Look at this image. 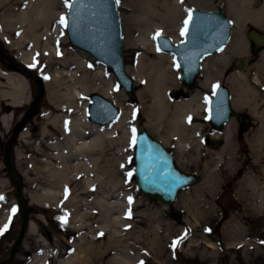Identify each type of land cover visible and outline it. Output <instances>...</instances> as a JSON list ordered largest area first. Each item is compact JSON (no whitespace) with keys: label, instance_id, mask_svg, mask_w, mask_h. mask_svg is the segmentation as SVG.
<instances>
[{"label":"bare ground","instance_id":"obj_1","mask_svg":"<svg viewBox=\"0 0 264 264\" xmlns=\"http://www.w3.org/2000/svg\"><path fill=\"white\" fill-rule=\"evenodd\" d=\"M60 1L40 0L37 8L28 4L29 14H33L31 19L26 16L19 22L4 20L0 29V37L6 42L14 39L9 43L10 53L18 60L16 69L21 72L0 74L1 114L6 112V104L13 107V114H17L30 103L33 84L26 77L27 72H32L36 86H45L49 91L43 112L19 134L12 174L21 180L24 195L33 204L45 209L54 208L60 220L67 221L77 235L71 244L75 250L72 256H67L64 250L52 249L42 239L38 244H43L44 253H38L27 264H102L108 256H113L115 248L121 245L114 240L111 230L114 226H119L115 228L117 231L121 226L126 229L130 220L122 217L127 207L124 208V203L118 200L108 181L120 171L122 161L119 165L118 160L124 159L129 152L127 129L133 113L146 119L145 127L157 133L164 146L176 140L178 151L184 156L187 141L201 131L199 123L207 120L208 94L218 84L230 89L235 111L246 109L255 121H259L258 129L244 141L252 156L251 170L242 174L236 199L242 210L264 214V166L261 175L254 174L264 159V50L254 67L231 72L227 79L225 72L214 71L215 65L209 60L212 56L206 57L203 61L205 74L199 88L185 94L179 88L175 55L158 50L153 37L158 31L165 36L175 33L171 28L181 19L180 14L188 13L186 0H130L137 7L135 15L127 20L125 43L134 63L127 65L126 70L140 87L138 108L133 109L124 88L119 89L115 83L104 79L106 66L98 63L94 67L84 55L81 57L67 48V29L60 21L62 17L67 21L69 7L65 5L59 12ZM231 1L228 10L234 25V37L224 51L216 54L217 60L226 64L237 57L249 62L248 58H243L249 53L243 34L248 25L264 29V0ZM201 2L190 1L193 5ZM179 42L177 36L173 43ZM92 93L103 95L121 109L116 121L101 126L89 120V95ZM11 121L9 115H4L1 120L3 129H9ZM236 130V123L231 119L222 131L213 132L211 136L212 141H223L220 150L215 152L223 181L232 178L230 173L241 160L242 154L235 145ZM1 173L0 169V176ZM206 184L211 185V181L208 179ZM8 189L9 186L0 181V209L1 203L8 206L11 200L5 197L10 193ZM199 196L203 201L206 198L205 192L200 191ZM204 203L207 204V200ZM209 209L196 212L203 213L208 219ZM9 212L5 214L7 218L12 213ZM194 212L191 213L196 214ZM3 228L0 227V231ZM225 228L238 234L249 233L240 222L226 223ZM28 232L36 236L33 223L28 225ZM106 236L110 240L104 246L99 241ZM236 244L246 246L251 242ZM236 244L231 242L229 245ZM205 245L208 250L218 251L217 244L208 239ZM125 256L120 259L110 257L107 264H133V258L139 255ZM138 261L141 259L135 263Z\"/></svg>","mask_w":264,"mask_h":264},{"label":"rangeland","instance_id":"obj_2","mask_svg":"<svg viewBox=\"0 0 264 264\" xmlns=\"http://www.w3.org/2000/svg\"><path fill=\"white\" fill-rule=\"evenodd\" d=\"M71 1L72 0H68V3H71ZM190 1L191 0H186L188 4V13L185 14L182 12L180 14L181 19L171 28L175 33L166 36L172 41L176 40L177 36L180 37V42L184 40L181 31L184 28L183 23L188 18L189 11L191 12L195 9L209 11L224 10L229 18L231 16L228 10V5L232 3L231 0H211L208 2L207 0H204V2L202 0V2L197 5L191 4ZM39 2L40 0H0V29L4 20L19 22L26 16L31 19L33 14H29L30 9L28 4H34L33 6L37 8L39 7ZM59 4L58 11L62 12L66 5L65 0H61ZM117 5L123 27L124 62L126 66L129 64L133 65L134 58L131 56V52L126 46L125 37L127 20L135 15V8L137 6L130 0H119ZM167 25L170 26L169 24ZM254 32L262 34L264 33V29L248 25L244 30L243 40L249 48V53L246 55L247 57H243L249 59L247 68L254 67L259 61L261 52L264 50L263 47L259 52L254 51V44L251 38ZM13 41L14 39H9L6 42L0 37L1 75L12 72L21 74L20 70L18 68L16 69L19 65L18 60L13 53H10L11 49L9 43ZM67 48L78 53L80 56L84 55L83 57L91 61L90 63L92 66H98L99 62H97L96 59L89 54L86 56L85 52L73 46L70 40ZM216 56L217 55L212 56L209 60L215 65L213 67L214 71L225 72V79L229 77V73L240 71L237 66V61L241 58L233 57L231 62L224 64L218 61V56ZM178 70L180 79L179 67ZM204 74L205 70L203 69L202 77ZM26 77L31 79L33 84V96L30 103L25 108H21L17 114H13V107L8 104L5 106L6 114H1L0 112V169L2 170L0 181L5 182L9 186L8 191H10V193L5 195L6 200L11 198V200L9 199L8 206H4V204L1 203L0 215L3 216L0 220V227L4 228L0 231V264H27L28 261L38 253H44L42 248L43 244H38V241L42 239L45 240L46 242L44 243H48L49 247L51 246L52 249L64 250L67 256H72L75 250L71 247V244L77 239V235L71 231L69 224H67L68 222H62L59 218V214L54 208L45 209L41 205L33 204L31 200L24 195L25 187L22 186L21 180L12 174L15 159L14 151L17 148L16 144L19 134L25 127L31 126L32 121H35L39 113L43 112V106L49 98V91L45 86L35 85L36 80L32 72H27ZM104 79L108 83H115L119 89L122 88L114 77L113 72L108 67L104 72ZM201 79L199 80V85ZM216 86L213 88L212 92L208 94L209 100L213 96ZM179 88L185 94L188 92L183 90L181 81ZM138 91H140V87L136 86L135 83V98L132 99L124 90L127 100L133 109L138 108ZM36 99L37 102L34 103ZM238 113L251 116L246 109ZM4 115H9L12 118L9 129H3L2 127L1 120ZM252 119L255 124L254 126L246 130H240L239 122L236 118H233L237 129L235 145L242 155L238 165L230 173L232 178L226 181H223L222 171L217 167L219 165H216L215 156V152H218L222 147L223 141L221 139L215 140L218 146L214 148L212 147L213 141L211 139L213 132H220L222 130H215L208 122V117L206 121L199 123L201 125V131L196 133L190 141H187L184 156L179 153L177 146L178 142L176 140L165 146L167 150L173 152L176 164L182 171L195 174L198 177L197 184L182 190L178 194L176 202L168 206L161 201L146 196L137 185L134 174L136 143L133 144L132 142V130L135 129L136 137L139 127L143 126L153 138L159 142L162 140L157 133L145 127L146 119L143 116L133 113L132 122L127 129L129 152L125 155L124 159L118 160L119 165L122 161L120 171H116L108 181V183H110L109 187L116 191L115 193L119 197L118 200L124 203V208L127 207V211L122 217H126L125 219L130 220L131 224L129 223L127 226H131V228L127 227L125 229V227L121 226L119 231H117L116 229H118L119 226H114L113 230H111V234L114 240H117L119 245H121L118 248L125 250L122 252L118 248H115L112 254L113 256H108L102 264H107L110 257L120 259L121 257H127L125 256L127 254L139 255L133 258V264H264V214L242 210V205L236 199V193L240 187L242 174L246 173L247 169L251 170L249 163L250 157L252 156L245 148L244 141L252 136L260 125L259 121H255L254 118ZM17 128L18 133L12 138V133ZM263 166L264 159L261 168L256 169L254 174L258 173L261 175ZM238 172H240V174ZM129 173H131V176L128 175ZM208 179L211 181V185L206 186V181ZM200 191L205 192L206 198L204 201L207 200V204L204 203L202 200L203 198L199 196ZM129 198H131V202ZM207 207L211 209L207 212L208 219H205L203 213L200 214L196 211H205ZM13 208L16 209L14 214L10 213V210ZM189 209L195 211L194 213L196 214L191 213L192 211ZM176 210L180 211L183 215V220L181 222H177L171 218V213ZM7 211H10V216L8 218L5 216ZM5 218H7L6 222ZM237 222L242 223L249 229V233L238 234L225 228L226 223L234 225V223ZM30 223H33L36 236H32L31 233L28 232V225ZM5 226H7L6 230H4ZM207 239L217 244L218 251L208 250L205 245ZM109 240V236H106L105 239L103 238L99 242H103V244H105L104 246H107ZM18 241L19 243L15 255L11 258V253ZM177 241H179V243H177ZM231 242H235V244L238 242H251V244L244 246L245 244L240 245V243L231 246L229 245ZM5 258H8V260L5 263L1 262V260ZM139 259H141V261L135 263Z\"/></svg>","mask_w":264,"mask_h":264},{"label":"water","instance_id":"obj_3","mask_svg":"<svg viewBox=\"0 0 264 264\" xmlns=\"http://www.w3.org/2000/svg\"><path fill=\"white\" fill-rule=\"evenodd\" d=\"M69 9L67 32L73 46L91 55L100 64L113 72L118 83L130 98H135V82L129 76L123 58V27L116 0H72ZM192 21L182 42L175 44L168 37L156 38L159 48L175 55L180 67V80L185 91L197 89L202 77L203 60L222 52L233 39L234 25L226 11L195 9L191 12ZM255 43L254 51L264 46V33L251 35ZM247 59L237 61V66L245 70ZM37 102V99L34 103ZM209 122L216 130H222L233 118L239 122L240 130L254 126L253 119L247 114H239L232 105L231 91L219 85L209 102ZM120 109L111 100L99 93L89 96L88 117L97 125L106 126L118 119ZM18 128L12 133L14 138ZM216 141L212 147H217ZM135 177L139 189L148 197L173 205L178 194L198 182V177L182 171L175 161L173 152L153 138L140 126L137 132L135 152ZM177 222L183 220L180 211L171 213ZM27 225V223H26ZM16 243L11 258L17 250ZM8 258L1 260L5 263Z\"/></svg>","mask_w":264,"mask_h":264},{"label":"snow or ice","instance_id":"obj_4","mask_svg":"<svg viewBox=\"0 0 264 264\" xmlns=\"http://www.w3.org/2000/svg\"><path fill=\"white\" fill-rule=\"evenodd\" d=\"M116 2L119 3V0H116ZM65 3H66V5H67L69 8H72V7H73V4L68 3V0H65ZM191 21H192V15H191V12L189 11L188 18L184 21V28H183L182 31H181V35H182V36H184V35L187 34V32H188V25L191 23ZM60 23L65 24V26H67L66 18L62 17ZM161 35H162V33L158 31V32L156 33V35L153 37V39H156L157 37H159V36H161ZM158 50H159V46H158ZM177 67H179V66L177 65ZM216 87H218V85H217ZM132 131H133V140H132V142H133V144H135V143H136L135 129H133ZM128 175L131 176V173H129ZM0 199H2V198H0ZM129 200H130V202H131V198H129ZM15 211H16L15 208H13V209L11 210V212H12L13 214L15 213ZM129 215H130V213H129ZM61 219H62V222L66 223V221L63 220V218H61ZM6 227H7V226H5V229H4V230H6ZM177 243H179V241H177Z\"/></svg>","mask_w":264,"mask_h":264}]
</instances>
